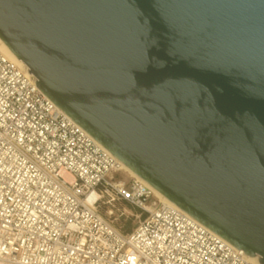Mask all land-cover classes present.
Segmentation results:
<instances>
[{"label": "water", "instance_id": "1", "mask_svg": "<svg viewBox=\"0 0 264 264\" xmlns=\"http://www.w3.org/2000/svg\"><path fill=\"white\" fill-rule=\"evenodd\" d=\"M0 40L120 162L264 264V0H0Z\"/></svg>", "mask_w": 264, "mask_h": 264}, {"label": "built area", "instance_id": "2", "mask_svg": "<svg viewBox=\"0 0 264 264\" xmlns=\"http://www.w3.org/2000/svg\"><path fill=\"white\" fill-rule=\"evenodd\" d=\"M35 80L0 50V264H253L142 179H123ZM107 196L138 209L129 233L99 212Z\"/></svg>", "mask_w": 264, "mask_h": 264}, {"label": "rangeland", "instance_id": "3", "mask_svg": "<svg viewBox=\"0 0 264 264\" xmlns=\"http://www.w3.org/2000/svg\"><path fill=\"white\" fill-rule=\"evenodd\" d=\"M120 176L125 180L130 177L124 171H122ZM98 210L104 218L118 229L126 220H129L132 225L136 222V212L129 208L127 204L120 199H114L112 201L108 196L104 197L102 202L99 203Z\"/></svg>", "mask_w": 264, "mask_h": 264}, {"label": "bare ground", "instance_id": "4", "mask_svg": "<svg viewBox=\"0 0 264 264\" xmlns=\"http://www.w3.org/2000/svg\"><path fill=\"white\" fill-rule=\"evenodd\" d=\"M0 50L7 56L9 57L11 60H13L14 62H16L18 65L23 66L26 68L25 64L23 63L22 60L20 59H16L15 56L9 51V49L4 45V43L0 40ZM121 163V169L126 172L130 177H134V178H140L137 174H135L130 168H128L125 164ZM143 180V179H142ZM144 182H146L145 180H143ZM147 183V182H146ZM148 184V183H147ZM149 185V184H148ZM152 190L153 193L155 195V197L158 199L159 202L162 203H167V204H171V205H175L173 202H171L169 199H167L165 196H163L159 191H157L155 188H153L151 185H149ZM95 196L94 193H92L90 195V199L93 198ZM176 206V205H175ZM178 207V206H177ZM247 260L253 264H260L258 262V257L257 256H249L247 255Z\"/></svg>", "mask_w": 264, "mask_h": 264}, {"label": "trees", "instance_id": "5", "mask_svg": "<svg viewBox=\"0 0 264 264\" xmlns=\"http://www.w3.org/2000/svg\"><path fill=\"white\" fill-rule=\"evenodd\" d=\"M123 201H124V200H123ZM124 203H126L127 206H128L129 208H131L134 212H136V213L139 212L138 209L132 207V206H131L130 204H128L126 201H124ZM135 225H136V222H135L134 225H132V224L130 223L129 220H126V221L123 223V225L119 227V230H120L122 233H129V232L134 228Z\"/></svg>", "mask_w": 264, "mask_h": 264}]
</instances>
